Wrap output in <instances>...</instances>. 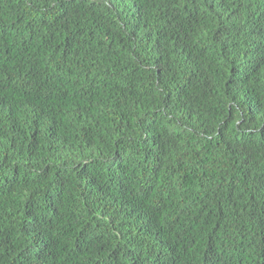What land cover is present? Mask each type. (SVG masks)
Returning <instances> with one entry per match:
<instances>
[{
	"label": "trees",
	"instance_id": "trees-1",
	"mask_svg": "<svg viewBox=\"0 0 264 264\" xmlns=\"http://www.w3.org/2000/svg\"><path fill=\"white\" fill-rule=\"evenodd\" d=\"M0 264H264V0H0Z\"/></svg>",
	"mask_w": 264,
	"mask_h": 264
}]
</instances>
